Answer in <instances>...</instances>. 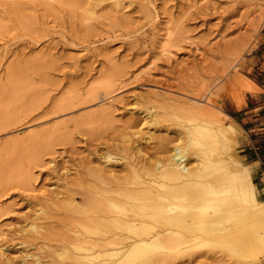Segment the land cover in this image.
<instances>
[{"label":"rangeland","instance_id":"374dc122","mask_svg":"<svg viewBox=\"0 0 264 264\" xmlns=\"http://www.w3.org/2000/svg\"><path fill=\"white\" fill-rule=\"evenodd\" d=\"M263 26L264 0H0V264H19L27 254L33 262L38 246L25 231L32 223L49 235L38 241L46 242L39 256L49 262L62 236L73 235L69 221L73 229L82 223L90 174L105 166V155L124 146L132 158L136 142L161 155L160 139L176 142L192 108L238 126V159L250 166L247 147L259 146L258 136L251 141L228 106L250 92ZM167 35L171 58L161 54ZM71 101L75 108L57 111ZM149 114L162 122L146 130ZM150 136L156 140L146 143ZM261 212L250 210V223L263 221L256 230L264 231ZM252 241L248 249L184 250L169 264H245L244 253L264 264V248Z\"/></svg>","mask_w":264,"mask_h":264},{"label":"bare ground","instance_id":"6f19581e","mask_svg":"<svg viewBox=\"0 0 264 264\" xmlns=\"http://www.w3.org/2000/svg\"><path fill=\"white\" fill-rule=\"evenodd\" d=\"M171 37L167 35L161 48V54L169 58L172 56ZM107 85L106 90L110 88ZM235 99L238 106L243 104L242 94H237ZM75 107L71 101L61 104L57 111ZM199 107H189L195 113L186 116V124L175 133L176 142L160 139L161 155H147L137 142L133 147L136 159L129 157L131 153L126 154L129 148L124 146L118 155L107 153L103 158L105 166L94 168L90 174L93 180L91 201L84 210H79L82 223L73 224V229V221H69L73 235L68 238L63 235V247L53 251L50 261L44 263L39 254L46 246V242H42L47 241L49 235L41 225L30 224L25 231L36 241L38 254L30 255L33 262L26 260L27 254L18 263L169 264L188 250L203 245L222 244L236 250L250 248L254 239L260 243L264 231L256 228L263 221L250 223V210H262L264 214V202H261L264 187L253 182L252 167L238 159L239 127L228 124V117ZM164 111L163 117L170 113ZM143 119L142 127L146 130L162 122L161 116L153 114ZM141 132L133 136L138 138ZM147 139L145 142L149 143L156 137ZM63 199L60 200L66 202ZM40 211L41 215L45 214L43 208ZM38 241H42L41 245ZM259 243L255 245L264 248V241ZM229 254L232 255L231 251ZM235 255L239 257V253ZM241 258L246 260L245 264H255L245 253Z\"/></svg>","mask_w":264,"mask_h":264},{"label":"crops","instance_id":"0c3cea01","mask_svg":"<svg viewBox=\"0 0 264 264\" xmlns=\"http://www.w3.org/2000/svg\"><path fill=\"white\" fill-rule=\"evenodd\" d=\"M250 63L252 74L248 77L249 84L247 85L250 92L245 93L242 106H238L236 100L232 98V103L228 108L232 119L247 126L246 133L251 141H253L252 136H258L254 139L260 142V145L255 147L250 145L247 150L254 151L250 153V157L254 158L250 167L252 166L256 185L262 188L264 187V168H262L264 163L257 158L260 154L264 156V26L259 34L258 47L252 54ZM261 202H264V196Z\"/></svg>","mask_w":264,"mask_h":264}]
</instances>
